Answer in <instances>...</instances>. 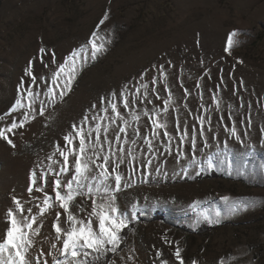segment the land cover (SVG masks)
<instances>
[{
  "label": "rangeland",
  "instance_id": "1",
  "mask_svg": "<svg viewBox=\"0 0 264 264\" xmlns=\"http://www.w3.org/2000/svg\"><path fill=\"white\" fill-rule=\"evenodd\" d=\"M105 12L109 18L97 28ZM233 30L239 31L240 43L229 55L224 49ZM94 31L99 33L97 42L105 43L107 50L93 61L89 45L87 62H77L71 90L61 97V80L51 100L46 93L48 87H55L51 83L53 71L73 50L85 45ZM108 39L111 43H106ZM30 62L38 78L35 85L25 71ZM154 65L164 66L166 82ZM153 78L156 83H152ZM141 84L148 85L146 98L144 88L135 91ZM125 85L135 102L123 109L122 100L118 101L130 126L127 136L120 134L122 139L116 142L112 130L124 125L118 120L111 123L114 114L110 109L108 113L102 111L107 104L101 103V98L113 99L111 93L120 92ZM28 89L39 93L32 106L35 119L30 115L22 128L7 133L15 147L0 138V238L8 226L6 212L15 207V196L37 213L34 227H40V222L43 225L39 235L33 237L30 255L34 260L39 257L40 264H52L53 256L62 259L52 248L53 244L61 247L52 225L57 212L61 213V222L66 216L58 204L39 216L36 206H43V193L34 189L29 196L27 188L32 170H47L51 163L47 157L57 143L64 145V135L87 114L104 117L99 121L104 126L111 123L107 135L112 140V152L119 147L131 148L136 156L135 171L133 165L121 166L131 187L117 193V204L125 215L135 212L138 218L122 232L118 252L108 253L97 264L110 260L116 264H161L162 260L179 264L174 255L177 242L185 264L193 259L198 264H219L221 260L224 264H264V169L260 168L264 163V145L260 143L264 138V0H0V116L5 117L0 120V129L23 121L27 108L11 109L21 96L27 105ZM169 92L173 103L165 114L163 101ZM213 95L220 99L218 111ZM41 107L43 115L39 114ZM146 110L167 119L168 131L175 135L171 155L165 152L167 138L152 137L149 117L143 115ZM129 112L137 113L140 120L132 121ZM230 114L243 144L223 130L224 124H232ZM177 116L190 129L199 128L198 116L211 118L212 132L207 133L210 146L204 148L203 137L197 136V162L191 165L188 158L177 161L175 155L180 135L175 131ZM220 117H224L223 123ZM96 122L90 120L85 130ZM136 127L142 132L139 137L133 132ZM145 137L153 139L152 152L147 151ZM224 140L228 141L227 154L234 160L232 174L222 167L197 175L199 162L206 155L224 158ZM179 147L188 157L193 156L187 140ZM104 148L105 154H110L107 143ZM54 158L62 160L58 154ZM148 159L153 160L150 168L146 166ZM45 191L54 199L51 185ZM223 196L230 202L255 203L227 215L220 199ZM197 200L201 201L200 209H191L189 206ZM137 202L138 208L133 209L132 204ZM77 203L84 204L86 211L78 215L85 218L91 201L78 198ZM202 209L210 213L220 209L221 223L197 225V211Z\"/></svg>",
  "mask_w": 264,
  "mask_h": 264
},
{
  "label": "snow or ice",
  "instance_id": "2",
  "mask_svg": "<svg viewBox=\"0 0 264 264\" xmlns=\"http://www.w3.org/2000/svg\"><path fill=\"white\" fill-rule=\"evenodd\" d=\"M109 18L108 12H105L103 18L99 21L97 28L103 25L105 21ZM98 31H94L88 42L81 46L78 50H73L70 55L60 63L56 70L53 71L51 76V83L55 87H48L46 95L54 100L57 92L56 88H60V81H63V88L59 92L62 97L67 91L71 90L72 82L75 80L77 75V62L78 60L82 63H86L88 56L85 55L86 51L91 48L90 58L95 61L98 54H101L107 50L105 43H98L97 37ZM240 35L238 30H233L228 34L227 46L225 47V52L229 55L232 54L234 47L238 46L240 41L237 37ZM106 43H111L108 39ZM40 52L44 53L45 49L40 48ZM53 62H55V54H52ZM43 62V61H42ZM169 63H171L169 61ZM237 63H243V61L237 60ZM48 65L45 64V67ZM160 75L167 81V73L163 65L156 66ZM26 75L31 77V82L33 85L37 84L38 78L32 72L31 62L29 68L26 70ZM143 76L141 77V80ZM157 81L153 78L152 83ZM242 83V81H241ZM145 89V98L147 97L148 85L141 84L140 87L136 88V93L140 92V88ZM199 87V85H197ZM185 95H188V90L185 89ZM39 93H36L32 89L27 90L28 103L25 105L22 103L24 99L23 96L17 99L13 105L11 111L15 112L17 109L27 108V111L23 113V121L19 124L13 121L10 127L6 129H0V138L7 140L9 144L13 147V141L8 137L7 133H12L14 129L22 128L24 122L28 121L31 115L33 119V103ZM111 96L113 99H108L106 97L101 98V103H106L107 107L103 108L102 111L105 113L109 112L114 114V118H110L111 123H115L117 120L122 122L124 126L118 127V129H113V137L116 142L122 139L120 134L127 136V129L130 126L129 120L123 115V109L130 108L131 104L135 102L134 99L129 98V90L127 85L120 92H112ZM202 98V97H201ZM159 99V97H158ZM213 103L216 105V110L220 108V99L218 96L213 95L211 97ZM123 103V109L119 107L118 101ZM172 94L169 92L167 99L163 101L165 114L168 113L169 108L172 106ZM97 107V105H93ZM201 107H204L202 104ZM40 115L44 114L43 107L40 108ZM144 116L149 117L151 123V135L153 138L160 137L161 139H166L165 152L169 155L172 154V141L175 139L173 132L168 131V121L167 119L161 120L159 115H150L149 111H144ZM131 120L138 122L140 116L135 112H129ZM5 119V117L0 116V120ZM104 117L92 116L89 117L87 114L82 118L80 123L73 124L72 130L64 135V145L61 146L57 143L55 151L47 157V160L51 163L48 164L47 170L41 169L37 172L33 169L30 174V185L27 188L29 196H32L33 191L37 193H43V206L39 204L36 206L39 216L52 208L54 204H58L59 208L63 210L66 216L64 222L60 221L61 213H56V220L52 227L56 234V240L61 243V247L57 248L56 244L52 245L53 249H56L59 253V257H52V264H97L101 258L106 257L108 253L116 254L118 249H120L123 236L122 232L127 229L133 219H137L138 216L135 212L131 216L125 215L121 208L117 204V193H119L122 188L131 187V183L126 179V173L121 170V166L124 164L133 165V171H135V161L136 156L134 150L131 148L119 147L116 152H112L111 144L112 140L108 138V132L111 127V123L108 126L102 125L99 121H102ZM229 120H232L231 126L224 124V132L228 134L230 138H234L235 141L243 144L244 141L238 132L236 122L233 116L230 114L228 116ZM90 120L97 121L94 127H88L87 131L85 127L90 123ZM221 123L224 121V117H220ZM197 122L199 128H189L186 122L182 123L179 117H176L175 131L180 133L178 146L176 149L177 161L188 158L190 165L196 163L195 152L197 149V136L203 137V146L208 148L209 139L207 133L212 132L211 118L205 116H198ZM209 127L205 128V125ZM248 126H251V120H248ZM103 129V135H102ZM135 136L139 137L142 135L141 130L136 127L133 128ZM264 133V128L261 129ZM247 135V132L244 133ZM213 139H217L213 136ZM188 141L190 145V150L193 156L188 157L187 151L179 147L185 141ZM78 141V143H74ZM127 142V141H125ZM108 144V152L110 154H105L104 144ZM132 144L136 143L135 139L131 140ZM261 145H264V138L260 141ZM144 144L147 146V151L152 152L155 148L152 138L145 137ZM224 151L223 159L219 158V155H206L204 161L199 162L200 167L197 175L205 171L219 170L222 167H226L228 174H232L234 167V160L230 159L227 154L228 141L224 140ZM245 147L254 148L252 145H245ZM58 154L62 160L55 159ZM113 156L115 159H113ZM70 157L71 162H70ZM153 160L148 159L146 161L147 167H152ZM53 165L58 167L54 168ZM206 165V167H205ZM261 169H264V163L260 165ZM157 172L160 171L159 166L155 169ZM151 173H149L150 175ZM185 175H187V170L185 169ZM64 179V177H69ZM51 185L52 191L54 193V199L45 191L46 186ZM78 198H87L91 201L90 212H87L85 218H81L78 213H83L86 208L83 203H77ZM38 199V197H37ZM227 209V215H235L238 211L246 210L248 207L252 206L254 201H238L230 202L228 196H223L220 198ZM14 208H9L6 212L5 223L8 225L5 229L3 237L0 238V264H40V258H34L30 255V249L33 247V237L39 235L40 228L43 226L40 222V227H34L38 223V215L34 213L33 208L25 207L21 199L13 197ZM147 200V198H145ZM159 203V202H157ZM174 203V201H173ZM201 201L197 200L193 202L189 207L193 210L200 209ZM75 207L76 211L73 210ZM133 209L138 208V202L133 203L131 206ZM140 214H147L146 212H141ZM221 210L216 209L214 213H210L207 209H202L197 211L195 223L198 225L200 223H207L209 225L221 223ZM64 224L68 226L65 228ZM166 242H169L166 240ZM181 248L178 246L175 249V259L179 264H185L184 259L181 255ZM51 255V253H49ZM157 256L161 254L156 253ZM43 256V253H41ZM91 256V259H88ZM131 259V257H129ZM44 264H48L47 261ZM108 264H116L114 260L108 261ZM161 264H168L166 260H162ZM191 264H198V262L193 259ZM219 264H224L221 260Z\"/></svg>",
  "mask_w": 264,
  "mask_h": 264
}]
</instances>
